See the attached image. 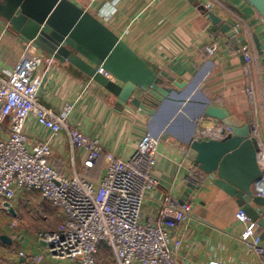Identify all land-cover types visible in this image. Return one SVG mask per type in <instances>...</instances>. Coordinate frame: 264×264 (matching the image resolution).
<instances>
[{"label":"crops","instance_id":"0c3cea01","mask_svg":"<svg viewBox=\"0 0 264 264\" xmlns=\"http://www.w3.org/2000/svg\"><path fill=\"white\" fill-rule=\"evenodd\" d=\"M79 1L140 57L182 85L180 92L149 114L118 105L104 86L69 62L44 56L37 69L43 77L41 102L59 113L70 104L69 121L86 135L99 138L106 150L129 159L147 131L160 137L158 161L153 169L160 186L147 191L142 207L143 218L155 221L166 193L170 191L180 200L188 187L189 172L196 166L188 159L187 145L197 129L209 122V117L200 113L203 103L209 100L222 103L243 120L252 119L264 139V58L259 56L254 40L256 34L264 49V20L246 0ZM113 1H117L115 11L107 17L102 9ZM207 4H211V10L223 22L231 27L239 24L242 29L239 42L251 47L255 57V103L246 92L244 58L228 48V43L237 44L213 24L206 14ZM214 39L219 42V50L210 54L207 45ZM24 48L0 18L1 74L6 76L14 69ZM181 98L186 100L181 102ZM25 131L29 145L50 141L53 146L50 162L59 172L70 175L75 166L91 180L98 181L104 175V157L93 169H86V150L72 151L64 131L53 133L34 116L27 119ZM10 132V119L0 123V136L8 137ZM215 178L214 174H208L203 185L192 191L193 208L173 232L181 241L175 253L177 261L264 264L262 257L241 240L246 228V223L236 217L241 205L215 184ZM7 202L15 213L9 211ZM255 207L264 215V206ZM64 217L38 190H20L11 201L0 196V264H74L50 255L37 237L38 231L58 228ZM259 230L262 234L264 227L260 225ZM2 235L11 242L4 241ZM20 251L26 256H21ZM38 255L42 256L40 263L33 258ZM97 264H113L112 252L104 245L98 252Z\"/></svg>","mask_w":264,"mask_h":264},{"label":"built area","instance_id":"2783aa9c","mask_svg":"<svg viewBox=\"0 0 264 264\" xmlns=\"http://www.w3.org/2000/svg\"><path fill=\"white\" fill-rule=\"evenodd\" d=\"M116 2L102 9L105 16L109 17L115 11ZM206 7L211 10V4ZM232 30L239 35L242 29L236 24ZM228 48L244 58L246 92L255 103V57L251 47L238 42L237 46L228 43ZM218 50L216 39L207 45L210 54ZM43 60L44 56L29 42L14 69L6 76L0 73V123L10 119L11 130L8 137L0 136V196L11 201L20 190H38L42 198L64 213L58 228L37 232V237L53 257L74 264H97L98 252L104 245L112 252L113 264H180L175 253L181 241L173 232L193 208L190 197L181 202L168 191L155 221L145 220L142 214L147 191L160 186L159 179L153 174L160 137L147 131L129 159L106 150L99 138L86 135L69 121L70 104L59 113L41 102L39 90L43 77L37 69ZM99 71L111 76L103 68ZM30 116L53 133L64 131L72 151L85 149L86 169L94 168L104 157L106 171L102 178L91 180L75 166L70 175L59 172L50 162L53 149L50 141L29 145L25 124ZM208 120L197 129L194 139L223 138L232 133L231 127L211 118ZM253 135L258 138L259 161L264 170V142L255 129ZM207 176L200 168L193 167L188 178L195 186H201ZM255 193L264 196V174ZM236 217L246 223L241 234L242 242L264 261L260 224L252 221L243 209ZM20 255L26 256L24 251H20ZM33 258L37 263L42 261L41 255Z\"/></svg>","mask_w":264,"mask_h":264},{"label":"water","instance_id":"95a60500","mask_svg":"<svg viewBox=\"0 0 264 264\" xmlns=\"http://www.w3.org/2000/svg\"><path fill=\"white\" fill-rule=\"evenodd\" d=\"M246 1L264 20V0ZM206 12L213 24L238 44L239 37L231 25L212 10ZM0 18L24 46L32 42L42 56L76 66L104 86L122 107L154 114L156 106L172 99L182 87L140 57L79 0H0ZM254 40L259 56L264 58L256 34ZM99 68L111 76L101 73ZM200 113L231 127L232 133L223 138L191 139L187 145L188 159L207 174H214L215 184L235 197L249 218L264 227V215L255 207L264 206V196L255 193L264 170L252 119L243 120L226 105L210 100L201 105ZM195 188L189 182L180 201L187 200ZM6 206L15 213L9 202ZM261 236L264 238V231ZM1 238L11 242L6 235Z\"/></svg>","mask_w":264,"mask_h":264},{"label":"rangeland","instance_id":"374dc122","mask_svg":"<svg viewBox=\"0 0 264 264\" xmlns=\"http://www.w3.org/2000/svg\"><path fill=\"white\" fill-rule=\"evenodd\" d=\"M256 131H258L260 133V131L258 130V126L255 128ZM261 135V134H260ZM264 138V136H263ZM264 140V139H263ZM264 142V141H263Z\"/></svg>","mask_w":264,"mask_h":264},{"label":"trees","instance_id":"16d2710c","mask_svg":"<svg viewBox=\"0 0 264 264\" xmlns=\"http://www.w3.org/2000/svg\"><path fill=\"white\" fill-rule=\"evenodd\" d=\"M91 169H93V168H91Z\"/></svg>","mask_w":264,"mask_h":264},{"label":"bare ground","instance_id":"6f19581e","mask_svg":"<svg viewBox=\"0 0 264 264\" xmlns=\"http://www.w3.org/2000/svg\"><path fill=\"white\" fill-rule=\"evenodd\" d=\"M263 155V154H262Z\"/></svg>","mask_w":264,"mask_h":264}]
</instances>
